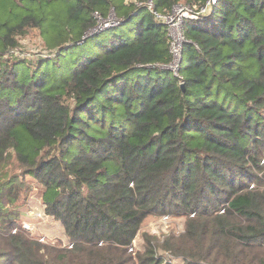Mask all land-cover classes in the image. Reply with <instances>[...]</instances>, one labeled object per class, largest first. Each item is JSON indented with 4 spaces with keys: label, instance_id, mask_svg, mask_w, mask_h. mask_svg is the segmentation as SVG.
I'll return each instance as SVG.
<instances>
[{
    "label": "trees",
    "instance_id": "obj_1",
    "mask_svg": "<svg viewBox=\"0 0 264 264\" xmlns=\"http://www.w3.org/2000/svg\"><path fill=\"white\" fill-rule=\"evenodd\" d=\"M148 1L0 0V264H167L158 250L264 264V0L186 21L178 76ZM151 1L165 14L183 0ZM56 10L67 38L36 62L10 53ZM112 13L119 24L94 32ZM106 33L101 55L58 70ZM33 184L70 249L21 228ZM150 216L183 217V232L144 234L133 255Z\"/></svg>",
    "mask_w": 264,
    "mask_h": 264
},
{
    "label": "rangeland",
    "instance_id": "obj_2",
    "mask_svg": "<svg viewBox=\"0 0 264 264\" xmlns=\"http://www.w3.org/2000/svg\"><path fill=\"white\" fill-rule=\"evenodd\" d=\"M187 0H183L181 4H189L186 2ZM56 8H60L61 4H55ZM60 10V9H58ZM56 10L58 13L57 16L53 19H48L38 34H27L26 37L20 39L21 46L15 51L16 56L23 57L28 59L29 61L36 62L40 56H45L46 52L42 50V46H44V41L46 44H56L59 40L65 39L69 36V34L65 33V30L61 27V14L60 11ZM4 15L3 13L0 16ZM42 36H40V35ZM109 33L104 34L103 36H95L88 39L85 44L81 48L73 47L68 50V52L64 55L69 59L63 60L61 65L59 66V71L65 72L70 71L76 65L77 61L81 62L89 58L91 56H99L101 55L104 48L102 45L104 42L100 43ZM41 38H40V37ZM66 41V40H65ZM104 41V40H103ZM98 43H100L98 45ZM44 48V47H43ZM68 53H70L68 55ZM76 55L78 59L72 60L71 57ZM76 67V66H75ZM42 189L36 184H33V187L28 195L27 200H23L21 204H19L21 210V216L23 221L30 224L32 231L36 234H31L33 238L37 239V236L43 237V244L48 245H57L65 247L67 244V237L64 234V231L59 222H43L37 221L30 218L29 212L41 211L43 210V204L41 199ZM184 218L177 216H169L168 220H164L161 217H148L146 218L140 232L138 233L136 239L133 242V255L137 252H141L143 250V235L149 234L154 235L155 237L162 239L169 234L179 235L183 232L184 227ZM157 257L162 259H166V263L173 262L171 264H180V260H174L167 253L162 252L161 250L157 251Z\"/></svg>",
    "mask_w": 264,
    "mask_h": 264
},
{
    "label": "built area",
    "instance_id": "obj_3",
    "mask_svg": "<svg viewBox=\"0 0 264 264\" xmlns=\"http://www.w3.org/2000/svg\"><path fill=\"white\" fill-rule=\"evenodd\" d=\"M219 0H206L204 3L198 4H176L172 6V8L165 14L157 13L153 10L152 1L149 0L144 4H137L138 6H145L148 10L153 14L156 22L161 23L167 27L168 37H169V52L171 55V62L166 66L168 70H170L174 75L178 76L180 64L183 56V47L187 44V40L185 39L183 33V26L186 21L189 20H199L206 18L211 12L213 7L217 4ZM98 20L97 26L94 29V32L111 27L116 26L119 22L115 19L113 13L110 14L108 20H102L99 16L96 15ZM11 54H15L14 51L10 52ZM30 218L43 221V222H54V218L47 216L43 210L29 212ZM164 220H168L169 216L161 217ZM21 228L31 234H36L32 231L30 224L21 221ZM15 233V232H14ZM37 239L43 243V237L37 236ZM67 248H71L70 245H64Z\"/></svg>",
    "mask_w": 264,
    "mask_h": 264
},
{
    "label": "crops",
    "instance_id": "obj_4",
    "mask_svg": "<svg viewBox=\"0 0 264 264\" xmlns=\"http://www.w3.org/2000/svg\"><path fill=\"white\" fill-rule=\"evenodd\" d=\"M22 218V217H21ZM23 221V218L21 219ZM25 222V221H24Z\"/></svg>",
    "mask_w": 264,
    "mask_h": 264
},
{
    "label": "water",
    "instance_id": "obj_5",
    "mask_svg": "<svg viewBox=\"0 0 264 264\" xmlns=\"http://www.w3.org/2000/svg\"><path fill=\"white\" fill-rule=\"evenodd\" d=\"M182 88H183V86H182Z\"/></svg>",
    "mask_w": 264,
    "mask_h": 264
}]
</instances>
